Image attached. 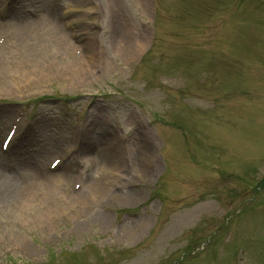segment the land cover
Wrapping results in <instances>:
<instances>
[{
  "label": "rangeland",
  "instance_id": "374dc122",
  "mask_svg": "<svg viewBox=\"0 0 264 264\" xmlns=\"http://www.w3.org/2000/svg\"><path fill=\"white\" fill-rule=\"evenodd\" d=\"M13 1L35 13L23 23L41 22V0H3L0 18L10 16ZM118 1L114 9L125 10L135 28L140 14L153 22L154 9L159 13L154 32L152 22L135 29L148 34L136 56L114 47L107 6L75 41L95 70L83 85L67 86L63 73L30 84L25 76L4 78L0 67L1 175L45 186L0 204V264H264V8L248 6L264 0H149L148 11L142 0ZM50 4L54 19L64 3ZM68 14L69 30L85 28L79 11ZM52 47L65 48L57 40ZM20 78L25 87L15 85ZM18 115L21 129L4 151L1 141ZM90 125L100 133L114 125L122 141H100ZM73 145L80 150L74 161L67 153L48 169L51 157ZM138 145L139 157L154 162L144 165L146 174L133 162ZM102 149L113 160L109 185L122 174L133 181L126 192L136 196L113 199L106 188L96 200L87 195L100 176L94 162ZM31 164L41 170L30 171ZM58 184L67 206L43 213L40 222L18 220L43 207L39 196L53 198Z\"/></svg>",
  "mask_w": 264,
  "mask_h": 264
},
{
  "label": "bare ground",
  "instance_id": "6f19581e",
  "mask_svg": "<svg viewBox=\"0 0 264 264\" xmlns=\"http://www.w3.org/2000/svg\"><path fill=\"white\" fill-rule=\"evenodd\" d=\"M118 3V1H115V4ZM119 8V7H118ZM115 10V14L113 16L112 19V27H113V33H117L116 35V40L114 42V44L117 41V46L115 45L114 47H118L121 52H123V54H129L130 57L135 56L138 54V52L140 50L143 49V43L144 42H140L139 40L136 39H130L128 37V35H124L123 30L124 28H127L126 26L129 25L128 24V17L125 14V12L121 13L119 12V9ZM9 28H7V26L5 24H3L2 21H0V38H4V44H3V49L2 52L4 51V49L6 50V54L4 55V57L1 59V63L5 64V67L3 69H6V73H11L13 75V77L15 78H19V77H24L25 73L28 72L27 70L23 72V74L20 72L19 69V65L22 64V68H26L29 63L30 60L29 57H33L34 54L36 53L38 55L36 60L39 59H43L46 63L44 66L43 70L42 68H38V70H43L46 71L44 73H42V77L50 79V77L55 76V73H63V78L66 79V81L68 82V84L70 85L72 83L76 85H80L81 82L85 81L84 79H75V80H71L72 79V75H74L71 72V68L69 69L68 66L66 67V63L65 66L62 63V60L59 61L57 64H55V67H53V59L54 56L52 54V50H51V44L47 42H44V46H40V44L37 42V40H35V38H32L31 34L34 35H41L42 31L36 32V30L32 27H27L25 29V26L23 24H21L19 21H15L14 23H8ZM23 30H25L24 34L22 33ZM28 31H30L31 34L28 33ZM46 36H50L52 29H46ZM22 36H24V38L26 39V45L24 47H21L20 44L17 42V40L19 38H21ZM66 39L64 40V42L69 45V49L71 46H73V43H71V39L68 37L67 34H65ZM29 46V47H27ZM46 46H49L46 47ZM66 48V47H65ZM74 50V47L72 48ZM41 50H45V54L44 56L39 57V53ZM50 53H51V57L52 59L50 60ZM49 54V57L47 58V55ZM61 54V53H59ZM3 55L0 54V57H2ZM26 57V58H25ZM57 59V58H56ZM51 61V62H50ZM69 61L67 60V63ZM76 64V61L74 62V65ZM77 65V64H76ZM107 65L111 66L110 63H107ZM107 68V67H106ZM82 69V68H81ZM108 69V68H107ZM57 70V71H56ZM68 71V72H67ZM60 76L62 74H59ZM34 76L31 75L30 73L28 74L27 80L32 79ZM20 80L15 84L17 85L19 88L21 86H24L22 84V81ZM25 87V86H24ZM90 127L92 128V125H90ZM89 127V133L90 130L91 132L96 131L95 128H90ZM105 139H108V136L106 135ZM139 150H135L134 151V158H133V162L136 163L138 169L142 170L144 172V165L146 164L148 167H150V164H153L154 162L151 161V158H148V156H143V157H139V153L141 151V149L143 148V145H138ZM101 152L105 155H102V159H100V162H94L95 166H96V171L98 174H100L99 176V180H93L92 183L90 184V192L87 193V195L93 199L96 200L97 197L99 196V190L102 191V188H106V190H110L112 189V198L113 199H122V198H127V197H133L136 196L137 194L134 192H130L128 191V193L126 192L125 188H127V186H130L133 181H131L129 183L128 179L126 178H121L118 177L117 180V184H111L107 182L111 181V183L113 182V178L112 180L110 179V175H112L110 173V169L113 166V162L110 161L111 157L108 156L109 152L107 151V149H102ZM141 158H143V160H141ZM109 161H108V160ZM4 169V168H2ZM2 169L0 168V202L7 200L9 197L11 196H15V197H21L22 195L24 196L25 193H27L26 191H28L27 194H29V191L32 189H36L40 192H45V186H42L41 182H36L35 184H28L27 182H22V181H13L11 179H9V177H5L3 175H1L2 173ZM145 173V172H144ZM146 174V173H145ZM14 176V174H12ZM106 178V182H104V179ZM26 181V180H25ZM129 183V185H128ZM103 184L105 185V187H103ZM59 187L55 186L56 189H62L61 185L58 184ZM117 189V190H116ZM105 191V190H104ZM60 193V194H59ZM61 195V196H60ZM41 197V198H40ZM39 201H38V205L39 206H43L41 208H34L32 211L30 210L27 214V217L24 221L20 220L18 218L19 221L25 223V222H30V221H37V219H39L38 222H40L41 217L40 215H42L45 212H48L49 210H55L57 208H59L60 205H68V193L65 191H60L57 193V195H55L53 198H44L43 196H39ZM68 208V207H67ZM34 214H32L31 212H34ZM50 214L53 213L54 211H49ZM71 215V213H70ZM48 216H52V215H47ZM99 214L96 216L98 217ZM45 217V216H43ZM99 221H101V218L99 219ZM28 222V223H29ZM42 224L45 223V225L43 226V228H47V226H49L48 222H41ZM28 247V244L27 246Z\"/></svg>",
  "mask_w": 264,
  "mask_h": 264
}]
</instances>
